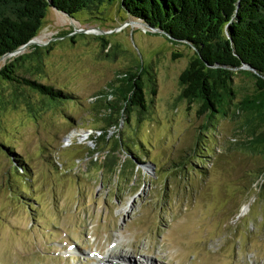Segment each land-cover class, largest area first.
Here are the masks:
<instances>
[{
	"label": "rangeland",
	"instance_id": "1",
	"mask_svg": "<svg viewBox=\"0 0 264 264\" xmlns=\"http://www.w3.org/2000/svg\"><path fill=\"white\" fill-rule=\"evenodd\" d=\"M100 9L71 18L48 8L33 42L0 58L38 46L39 61L18 73L74 97L55 105L0 80V264H100L107 250L133 264H264V152L252 148L264 115L242 109L254 79L234 74L226 115L198 114L178 80L193 49L125 20L116 2ZM129 69L141 71L147 106L126 118L117 79ZM115 138L138 171L98 168Z\"/></svg>",
	"mask_w": 264,
	"mask_h": 264
},
{
	"label": "trees",
	"instance_id": "2",
	"mask_svg": "<svg viewBox=\"0 0 264 264\" xmlns=\"http://www.w3.org/2000/svg\"><path fill=\"white\" fill-rule=\"evenodd\" d=\"M115 2L125 20L131 18L133 21L129 22L138 21L145 31L154 30L173 43L183 42L193 49L195 56L180 72L178 80L182 86L181 96L199 105L198 114L226 115L228 109L236 105L234 74L245 71L254 79L257 94L252 99L242 100L245 103L242 109L249 114L264 115V0H0V57L19 50L37 35L48 8L74 18L82 12H101L102 5ZM67 33L70 32H62ZM101 40L107 44L104 37ZM37 49L38 46H34L31 52L4 63L0 67V80L25 86L51 104L72 101L71 92L18 73L17 68L24 60L35 57L39 61L41 55ZM177 56L178 53H173V57ZM241 67L249 70H241ZM122 75L117 79L121 81L117 94L128 118L133 108L145 110L147 101L141 71L129 69ZM153 79L150 77L147 82L149 94L154 96ZM110 116L107 115V119L109 117L111 124L115 120ZM114 141L98 166L101 172L126 175L138 171L135 161L139 159L134 150L120 138ZM254 147H261L264 152V135L259 136ZM5 148L9 150L8 146ZM119 149L125 153L123 160L117 154ZM15 160L21 162V159ZM90 161L96 164V159Z\"/></svg>",
	"mask_w": 264,
	"mask_h": 264
},
{
	"label": "bare ground",
	"instance_id": "3",
	"mask_svg": "<svg viewBox=\"0 0 264 264\" xmlns=\"http://www.w3.org/2000/svg\"><path fill=\"white\" fill-rule=\"evenodd\" d=\"M87 31H90V30L87 29ZM32 40L31 42H33ZM34 41L36 40L34 39ZM122 251L114 252V250L113 251L107 250L106 255L99 261V263L100 264H133L134 260L129 258V255L123 253ZM143 261L145 262L144 263L142 262V264H162V263H159L158 261H155L154 259L150 257H145Z\"/></svg>",
	"mask_w": 264,
	"mask_h": 264
},
{
	"label": "water",
	"instance_id": "4",
	"mask_svg": "<svg viewBox=\"0 0 264 264\" xmlns=\"http://www.w3.org/2000/svg\"><path fill=\"white\" fill-rule=\"evenodd\" d=\"M91 30H93V31H96V30L101 31V30H100L99 28H97V27H94V29H91ZM83 31H87V30H83ZM31 40H32V39H31ZM31 40H29V42H31ZM29 42H28V43H29ZM23 46H24V45H23ZM23 46H22V47H23ZM1 57H2V56H1ZM1 57H0V58H1Z\"/></svg>",
	"mask_w": 264,
	"mask_h": 264
}]
</instances>
